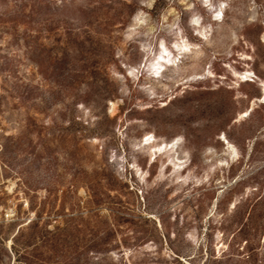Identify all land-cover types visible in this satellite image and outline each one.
Returning a JSON list of instances; mask_svg holds the SVG:
<instances>
[{
  "label": "rangeland",
  "instance_id": "rangeland-1",
  "mask_svg": "<svg viewBox=\"0 0 264 264\" xmlns=\"http://www.w3.org/2000/svg\"><path fill=\"white\" fill-rule=\"evenodd\" d=\"M262 81L264 0H0V264H264Z\"/></svg>",
  "mask_w": 264,
  "mask_h": 264
},
{
  "label": "trees",
  "instance_id": "trees-1",
  "mask_svg": "<svg viewBox=\"0 0 264 264\" xmlns=\"http://www.w3.org/2000/svg\"><path fill=\"white\" fill-rule=\"evenodd\" d=\"M94 196H97V194L95 193H93V197ZM95 198H97V197H95ZM106 198H107V200H105V201H100V202H105L106 204H110L111 203V200H108V198H109V195H106ZM101 200V199H100ZM37 221H35V220H31V221H29V223L27 224V228H29V229H36V227H37ZM18 229H20V228H18ZM41 229H44V228H41Z\"/></svg>",
  "mask_w": 264,
  "mask_h": 264
},
{
  "label": "bare ground",
  "instance_id": "bare-ground-1",
  "mask_svg": "<svg viewBox=\"0 0 264 264\" xmlns=\"http://www.w3.org/2000/svg\"><path fill=\"white\" fill-rule=\"evenodd\" d=\"M261 89H262V94H263V97H264V82L263 81L261 83ZM144 140L147 142L148 138L144 137Z\"/></svg>",
  "mask_w": 264,
  "mask_h": 264
}]
</instances>
